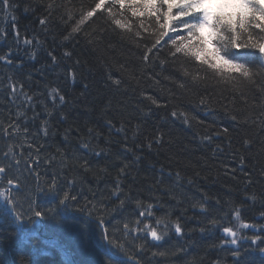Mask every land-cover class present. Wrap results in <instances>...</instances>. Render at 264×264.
<instances>
[{
  "label": "trees",
  "instance_id": "trees-1",
  "mask_svg": "<svg viewBox=\"0 0 264 264\" xmlns=\"http://www.w3.org/2000/svg\"><path fill=\"white\" fill-rule=\"evenodd\" d=\"M9 2L0 191L18 187L15 210L0 200V264H264V75L237 89L176 53L181 26L161 29L145 0L87 19L101 0Z\"/></svg>",
  "mask_w": 264,
  "mask_h": 264
},
{
  "label": "snow or ice",
  "instance_id": "snow-or-ice-1",
  "mask_svg": "<svg viewBox=\"0 0 264 264\" xmlns=\"http://www.w3.org/2000/svg\"><path fill=\"white\" fill-rule=\"evenodd\" d=\"M113 2L123 6L125 0H113ZM165 5L166 10L161 11ZM102 6L103 0L97 3L94 9L86 12L83 19L93 16L95 10ZM10 7L9 0H3V8L6 10ZM143 7L148 9L150 14H158V22L160 17H163V23H160L161 29L175 30L171 27L174 23L181 26L180 31H177L180 45L176 47V53L183 52L185 55L194 57L201 64L213 69L215 74L231 83L234 88L238 89L244 83H255L254 77L264 75V0H159V7H157V0H145ZM173 9L177 11L173 13ZM116 23L119 25L120 21ZM77 30L73 29L74 32ZM181 32H186L187 35ZM164 34L161 32V37ZM244 37L247 39L245 40ZM159 39L160 37L157 38L156 43H159ZM172 44L176 45L177 41L173 40ZM209 44L213 46L211 50L207 47ZM241 48L255 51L249 53L231 50ZM5 59L6 57L0 56V60ZM60 99L63 101L64 97L61 96ZM3 171L4 169H0V172ZM9 185H12L11 179ZM64 199H68L67 193ZM0 200L13 210L17 207L16 202L11 198L10 190L0 191ZM63 202L62 200L61 203ZM151 209L152 205L149 204L145 211L139 213L140 217H145L146 213L147 216H151ZM29 211L37 217L42 215L39 210L30 208ZM16 218L19 219L20 216ZM237 219H239L238 210ZM156 223L160 224L161 221L157 220ZM241 226L250 227L248 224ZM144 229L148 230L147 235L153 240H161L162 237L156 228L145 224ZM181 230L179 225L175 227L176 233L179 234ZM223 231L225 235L232 237L233 245L237 244V233L231 227H225ZM255 242L254 237L253 243Z\"/></svg>",
  "mask_w": 264,
  "mask_h": 264
},
{
  "label": "water",
  "instance_id": "water-1",
  "mask_svg": "<svg viewBox=\"0 0 264 264\" xmlns=\"http://www.w3.org/2000/svg\"><path fill=\"white\" fill-rule=\"evenodd\" d=\"M3 61H5V60H3ZM11 186H12V187H17V184L14 183V182H12V185H11ZM248 225H250V224H248ZM248 228L252 229V231L254 230V228L251 227V225H250V227H248ZM220 234L223 235L224 238H230V237H231V236H227V235H225V233H224L223 230L221 231ZM228 245L231 246V245H233V244H232L231 242H229Z\"/></svg>",
  "mask_w": 264,
  "mask_h": 264
},
{
  "label": "rangeland",
  "instance_id": "rangeland-1",
  "mask_svg": "<svg viewBox=\"0 0 264 264\" xmlns=\"http://www.w3.org/2000/svg\"><path fill=\"white\" fill-rule=\"evenodd\" d=\"M242 228H243V227H242ZM239 239H242V241H243V240H245V238H244V237H242V236H241V237H239Z\"/></svg>",
  "mask_w": 264,
  "mask_h": 264
},
{
  "label": "bare ground",
  "instance_id": "bare-ground-1",
  "mask_svg": "<svg viewBox=\"0 0 264 264\" xmlns=\"http://www.w3.org/2000/svg\"><path fill=\"white\" fill-rule=\"evenodd\" d=\"M219 235L221 236V234H220V233H219ZM223 239L226 241V239H227V238H223Z\"/></svg>",
  "mask_w": 264,
  "mask_h": 264
}]
</instances>
